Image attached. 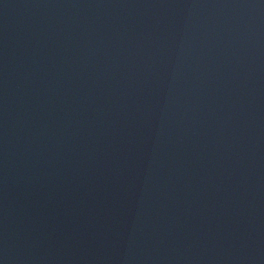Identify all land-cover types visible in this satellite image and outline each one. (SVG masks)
<instances>
[{"label":"water","instance_id":"water-1","mask_svg":"<svg viewBox=\"0 0 264 264\" xmlns=\"http://www.w3.org/2000/svg\"><path fill=\"white\" fill-rule=\"evenodd\" d=\"M0 264H264V0H0Z\"/></svg>","mask_w":264,"mask_h":264}]
</instances>
